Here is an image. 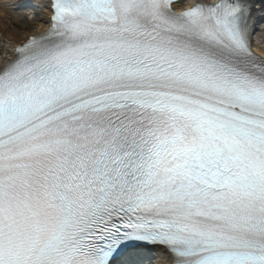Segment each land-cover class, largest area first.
<instances>
[{
  "label": "snow or ice",
  "instance_id": "obj_1",
  "mask_svg": "<svg viewBox=\"0 0 264 264\" xmlns=\"http://www.w3.org/2000/svg\"><path fill=\"white\" fill-rule=\"evenodd\" d=\"M45 7L0 61V264H264V0Z\"/></svg>",
  "mask_w": 264,
  "mask_h": 264
},
{
  "label": "bare ground",
  "instance_id": "obj_2",
  "mask_svg": "<svg viewBox=\"0 0 264 264\" xmlns=\"http://www.w3.org/2000/svg\"><path fill=\"white\" fill-rule=\"evenodd\" d=\"M19 1H26V0H0V18H4L6 21H12L16 20V25L18 21V17L23 21L24 16L26 15L21 10L23 7L29 5L32 2L31 6H36V9H38L39 18L42 14L43 17L37 22L36 29H34L30 34L25 35L21 42H18L17 39H15L14 36H11L10 38L3 39L2 38V44L0 45V61H2L5 58L11 59L14 49L18 46L23 44L27 38L38 35L39 33L43 32L45 28L47 27V21L49 17V12L46 9V0H29V2H22L19 4ZM215 3L216 0H186V5H190L193 3ZM22 4V5H21ZM174 10L178 11V8H174ZM261 9H256L253 13V24L252 28L250 30L251 38L255 32L259 33L258 37L256 39H253V47H254V53L260 56L264 59V28L262 30H259L256 28V25L262 24L263 22H260L261 16L260 13ZM2 20L0 19V23ZM1 38V37H0ZM151 256L155 259L153 260L152 264H167L168 257L161 249H155L151 252Z\"/></svg>",
  "mask_w": 264,
  "mask_h": 264
},
{
  "label": "rangeland",
  "instance_id": "obj_3",
  "mask_svg": "<svg viewBox=\"0 0 264 264\" xmlns=\"http://www.w3.org/2000/svg\"><path fill=\"white\" fill-rule=\"evenodd\" d=\"M22 12L26 14L25 19L21 21L18 17V25H16V22L6 21L4 18H0L2 20L0 23V45L3 41L2 38L6 39L10 38L11 36H14L15 39L20 42L25 35L30 34L34 29H36L37 22L43 17L41 14L39 18L38 9H35L31 6L22 10ZM260 14L264 16V11H262ZM260 28H264V23L260 26ZM258 35L260 34L254 33L252 37L256 38Z\"/></svg>",
  "mask_w": 264,
  "mask_h": 264
}]
</instances>
